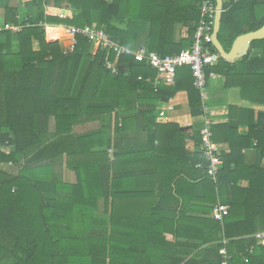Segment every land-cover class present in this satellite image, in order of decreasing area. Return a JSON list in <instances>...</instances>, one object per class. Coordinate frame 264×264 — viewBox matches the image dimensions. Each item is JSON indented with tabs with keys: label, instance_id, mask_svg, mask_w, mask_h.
Listing matches in <instances>:
<instances>
[{
	"label": "trees",
	"instance_id": "trees-1",
	"mask_svg": "<svg viewBox=\"0 0 264 264\" xmlns=\"http://www.w3.org/2000/svg\"><path fill=\"white\" fill-rule=\"evenodd\" d=\"M240 2L231 0L224 4L219 40L227 49L239 36L264 26V4L256 0ZM201 3L202 0H112V3L109 0H31L25 4L26 8L39 12L32 20L24 22H20V10L4 8L2 24L19 26L21 31L0 34V264H78L69 252L76 247L66 248L59 243L61 237L71 236L72 227L53 226L45 212L48 207L58 218L68 216L72 219L73 214H65L61 207L73 204L55 198L62 183L46 180V176L51 171L50 164L62 156L85 153L84 144L98 142L108 148L113 113L119 112L116 118L123 120L121 128L117 125L121 131L127 130L129 123L139 122L140 116L146 122H155L147 124L152 148L146 152L156 151L159 137L153 130L159 126L156 109L167 96L162 88L154 86L157 72L131 55L117 58L101 48L93 54L91 42L66 33L61 26L89 25L102 29L112 40L131 49L138 47L141 37L146 35L145 45L149 52L168 56L193 46ZM64 6L74 11L66 12V17L61 19ZM243 7L248 11L247 19L238 16ZM177 26L187 33L181 45L171 39ZM73 38L77 39L74 50L62 53L60 41ZM209 47L219 58L215 67L206 69L208 75L221 72L219 68L222 67L227 88L243 78L259 79L257 87L264 88V73L247 71L251 52L231 64L212 44ZM252 49H260L264 56V40L254 41ZM108 61L116 64V73L108 68ZM177 82L178 89L185 87L188 92L190 115H203V99L194 86L189 67L178 70ZM262 92L264 95V89ZM51 117H55L57 132L50 135L47 127ZM97 119L101 127L96 131L71 134L76 122ZM215 129L217 131V127L212 126L216 143ZM238 141H241L239 146L234 139L229 142L230 154L221 164L217 182L208 175L209 162L203 151L196 153L192 167L196 166L197 179H204L203 187L208 185L212 190V196L205 199L211 205L203 209L205 214L213 211L218 202H225L221 200L224 191L230 194L226 201L230 212L222 221L209 217L195 219L190 238L214 244L204 251L202 259H191L184 264H222V249L227 251L228 264H264V246L258 245L255 238L258 231L264 232V170L246 168L238 160L246 144L252 145L253 141L264 156V117H260L247 137H240ZM47 161L50 164L46 165ZM84 163L75 167L80 181L92 172ZM10 164L20 168L19 174L1 169L2 165ZM234 164L236 169H233ZM98 172L107 180L108 187L109 162L101 163ZM244 173L249 176H242ZM239 175L249 182L244 188L237 185L240 179L235 178ZM71 188L80 189L82 185L79 183ZM182 231L180 227L179 233ZM64 249L69 253L63 254ZM250 249H253L252 254L248 253ZM102 252L106 254V250ZM107 258L98 263L90 260L88 264H109ZM182 263L183 260H178L173 264Z\"/></svg>",
	"mask_w": 264,
	"mask_h": 264
},
{
	"label": "crops",
	"instance_id": "crops-1",
	"mask_svg": "<svg viewBox=\"0 0 264 264\" xmlns=\"http://www.w3.org/2000/svg\"><path fill=\"white\" fill-rule=\"evenodd\" d=\"M30 1L0 0V23L5 7L20 10V22L32 20L39 11L26 8L25 4ZM246 1L252 2L241 0L240 3L244 4ZM256 1L258 4H264V0ZM230 2L231 0H224V4ZM109 3H112V0H109ZM243 9L238 16L247 19L248 11ZM72 11L74 10L67 6L61 8V12ZM61 27L68 33L70 26ZM183 38H187V33L181 26H177L171 34V39L176 45H181ZM145 41L146 35H143L139 46L129 49L139 51L146 48ZM71 47V39L60 41L62 53L66 54ZM98 49L93 45V54H96ZM225 49L230 52L232 45L230 49ZM250 52L252 55L247 71L263 74L262 51L253 50L251 45ZM113 65L116 67L115 63ZM219 70L221 72L214 73L215 76L208 80L205 105L208 109L207 116L212 119L213 126L217 127L215 132L218 142L214 143L224 164V158L230 154L229 142L234 139L239 146V138L247 137L250 129L259 123L260 117H264V104H261V101H264V88L257 87L259 79L245 78L237 80L239 83L227 88L224 69L221 67ZM155 80L154 86L167 93L156 109L159 119L156 123L159 126L153 127L159 135L155 144L156 151L146 152L152 148L147 124L155 122H146L144 117L140 116L139 122H131L127 130L121 131L117 125L121 128L123 120L116 118L118 112L112 115L111 131L108 135L111 137V145L108 148L98 142H92L83 145L86 151L81 155H64L55 163H45L52 165L46 180L62 183V189L55 198L61 199L62 203L68 201L73 204L70 207H61V211L73 214V218H58L48 207L45 212L53 226L60 224L63 228L72 227L71 236L61 237L59 243L66 248L76 247L69 252L78 264H88L90 260L103 262L104 257H108L109 264H173L178 260H183L184 264L191 259H202L204 251L214 244L190 238L191 224H195L196 218H213V211L207 215L203 210L211 206L205 199L212 196V190L208 185L203 187L204 179H197L196 166L192 167L193 160L197 158L196 153L202 150L200 133L204 128L206 115H190L188 92L185 87L178 89L177 81V85L168 86L161 80L158 83ZM52 119L55 125L48 128L50 135L57 132L55 117H51L50 122ZM87 123L94 125L89 129L85 127ZM100 127L101 122L98 119L81 120L74 124L71 134L84 135ZM117 154L120 155L118 158ZM238 160L246 168L264 170V156L256 141H253L252 145L246 144L242 150V158ZM84 162L92 168V172L80 181L75 167ZM104 162H109L110 165L108 187L107 180L98 174L99 165ZM19 169L16 167L15 173L12 174H19ZM233 169H236L235 164ZM242 176L249 175L244 173ZM242 176L235 178L240 179L237 184L240 188L249 184ZM79 183L82 185L81 190L71 188ZM229 199L230 194L224 191V197L221 199L225 201L223 204L229 206L226 203ZM62 214L61 212V216ZM180 227L183 230L181 234ZM259 233L264 232L260 230L257 234ZM198 244L200 247L197 248ZM104 250L106 254H103ZM65 251L63 254L69 253Z\"/></svg>",
	"mask_w": 264,
	"mask_h": 264
},
{
	"label": "built area",
	"instance_id": "built-area-1",
	"mask_svg": "<svg viewBox=\"0 0 264 264\" xmlns=\"http://www.w3.org/2000/svg\"><path fill=\"white\" fill-rule=\"evenodd\" d=\"M216 2L215 0H202L200 5V21L197 26L194 35V44L190 49L181 51L175 55L161 56L158 53L149 52L146 48H142L139 51L131 50L119 42L112 40L108 33L104 30L93 28L89 25L85 27L70 26L67 29L68 34L74 37H84L93 45H97L107 53L115 54L116 57L124 55H131L137 62H145L153 70L157 72V78L155 82L163 81L168 86H175L177 81V72L180 68L189 67L194 79V86L199 90L203 99V108L206 115L204 121V128L201 131L202 136V151L209 166L207 168L208 175L215 181H218V174L222 164L221 156L217 146L213 141L212 126L213 121L210 119L208 109L205 105L207 99V86L208 80L215 76L214 73L209 75L206 72L207 68H212L217 65L219 56L209 46L213 40V34L215 29L216 19ZM66 12L60 13V18L64 19ZM5 31H12L18 33L21 28L13 24L0 23V33ZM72 47L69 49L72 52L77 44V39L73 38ZM109 69L116 72V67L111 62H107ZM164 115L163 113H161ZM230 208L227 205L218 203L213 209V218L222 221L229 215ZM258 245L264 246V233H259L255 236ZM249 254L253 253V249H250ZM220 254L224 257L222 264H228V257L226 249H222ZM248 258L245 262H248Z\"/></svg>",
	"mask_w": 264,
	"mask_h": 264
},
{
	"label": "water",
	"instance_id": "water-1",
	"mask_svg": "<svg viewBox=\"0 0 264 264\" xmlns=\"http://www.w3.org/2000/svg\"><path fill=\"white\" fill-rule=\"evenodd\" d=\"M216 19L215 29L213 34V46L218 51L219 55L229 63H234L236 60L244 58L248 55L251 45L254 41L264 40V26L257 31L250 32L239 36L230 52H227L219 40V33L222 25V17L224 11V0H216Z\"/></svg>",
	"mask_w": 264,
	"mask_h": 264
},
{
	"label": "rangeland",
	"instance_id": "rangeland-1",
	"mask_svg": "<svg viewBox=\"0 0 264 264\" xmlns=\"http://www.w3.org/2000/svg\"><path fill=\"white\" fill-rule=\"evenodd\" d=\"M95 46H97V45H95ZM70 52V51H69ZM68 53V52H67ZM55 125V122L53 121V119L51 120V122H49L48 123V127L47 128H51V127H53ZM92 125H94V124H89V123H87V126H85V127H87V128H89V129H91L92 128ZM59 166V164H57V167ZM4 172H7V173H10V174H12V173H15V171H16V167H14L13 165H2V168H1ZM58 173V172H57Z\"/></svg>",
	"mask_w": 264,
	"mask_h": 264
}]
</instances>
